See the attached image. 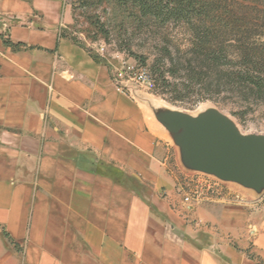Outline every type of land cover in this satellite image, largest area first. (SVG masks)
<instances>
[{"label": "crops", "instance_id": "0c3cea01", "mask_svg": "<svg viewBox=\"0 0 264 264\" xmlns=\"http://www.w3.org/2000/svg\"><path fill=\"white\" fill-rule=\"evenodd\" d=\"M74 12L0 0V264L264 262L263 190L225 181L186 202L191 176L215 175L186 165L150 94L72 38Z\"/></svg>", "mask_w": 264, "mask_h": 264}, {"label": "rangeland", "instance_id": "374dc122", "mask_svg": "<svg viewBox=\"0 0 264 264\" xmlns=\"http://www.w3.org/2000/svg\"><path fill=\"white\" fill-rule=\"evenodd\" d=\"M68 1L75 11L73 35L93 55L105 58L111 66L125 64L134 72L149 70L152 80H156V89L131 84L150 94L156 110L198 116L214 109L231 119L241 133L264 135V94L236 81L230 64L224 70L218 69L198 54L193 33L186 24L162 25L111 1ZM236 1L240 3H235L238 17H259L258 3ZM99 23L107 34L99 32ZM164 129L165 136L173 140Z\"/></svg>", "mask_w": 264, "mask_h": 264}, {"label": "trees", "instance_id": "16d2710c", "mask_svg": "<svg viewBox=\"0 0 264 264\" xmlns=\"http://www.w3.org/2000/svg\"><path fill=\"white\" fill-rule=\"evenodd\" d=\"M103 1L130 7L138 17H151L162 25L186 24L193 33L198 54L218 69L224 70L230 64V73L236 81L264 94V41L261 40L264 38V0H245L261 6L259 17L251 18L238 17L235 3H240L236 0H98ZM98 30L108 33L100 23ZM72 38L80 43L77 36ZM5 42L16 49L22 46L9 39ZM92 56L106 62L103 57ZM153 80L156 89V80Z\"/></svg>", "mask_w": 264, "mask_h": 264}, {"label": "water", "instance_id": "95a60500", "mask_svg": "<svg viewBox=\"0 0 264 264\" xmlns=\"http://www.w3.org/2000/svg\"><path fill=\"white\" fill-rule=\"evenodd\" d=\"M158 118L176 134L188 167L257 192L264 190V135L241 133L214 109L198 116L158 111Z\"/></svg>", "mask_w": 264, "mask_h": 264}, {"label": "built area", "instance_id": "2783aa9c", "mask_svg": "<svg viewBox=\"0 0 264 264\" xmlns=\"http://www.w3.org/2000/svg\"><path fill=\"white\" fill-rule=\"evenodd\" d=\"M113 78L119 87H122V83L127 81L134 83L135 85H140L146 87L149 90L154 88V82L150 76L149 70L146 68H141L134 72L131 68L124 65L113 66L112 68ZM183 190L186 191L184 200L186 202H198L207 196L215 193L227 192L228 186L224 180L211 176L208 174H195L187 180L186 185H184ZM234 197L238 200L245 199L241 194L235 193ZM256 204H261L264 202V190L256 194L253 199Z\"/></svg>", "mask_w": 264, "mask_h": 264}]
</instances>
